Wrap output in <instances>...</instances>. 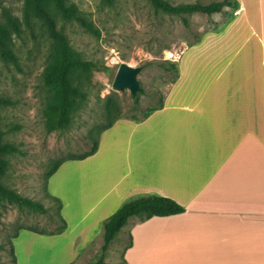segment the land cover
Returning <instances> with one entry per match:
<instances>
[{
	"label": "crops",
	"instance_id": "obj_1",
	"mask_svg": "<svg viewBox=\"0 0 264 264\" xmlns=\"http://www.w3.org/2000/svg\"><path fill=\"white\" fill-rule=\"evenodd\" d=\"M238 2L222 28L178 57L161 110L141 122L118 120L94 155L65 161L49 179L62 217L79 213L88 236L70 259L80 239L74 249L67 244L69 225L55 237L37 236L70 252L66 264L103 234L123 203L143 195L173 199L186 211L131 218L125 264H264V0ZM55 248L33 245L31 254L50 259Z\"/></svg>",
	"mask_w": 264,
	"mask_h": 264
},
{
	"label": "rangeland",
	"instance_id": "obj_2",
	"mask_svg": "<svg viewBox=\"0 0 264 264\" xmlns=\"http://www.w3.org/2000/svg\"><path fill=\"white\" fill-rule=\"evenodd\" d=\"M67 1L75 3L80 12L98 27L99 36L86 32L74 19L63 20L51 8L49 1L46 8L54 18L57 30L77 56L92 61L99 69L78 74L76 84L87 94V98L79 103L68 129L49 133L46 107L50 91L45 83V74L56 58V42L45 17L40 11L28 9L27 0H0V22L11 24V16L19 25V33L12 31L9 46L0 50V96L12 102L9 106L0 107L2 143H11L16 148L7 156L8 171L0 178V183L47 208V213L42 214L0 202V264H15L11 245L17 234L21 235V240L18 246L14 245V252L16 256L19 247V264H66L64 259L70 252L59 253L61 244H56L58 241L46 243L56 246L50 259L31 254L33 245L36 248L46 245L37 236L55 237L60 234L24 230L51 233L61 225L59 204L50 197L48 172L57 162L81 156L92 149L100 129L109 120L106 111L110 101L115 103V111L128 120L141 119L161 104L176 78L175 70L168 71L166 68L171 64L176 68L178 57L190 45L199 41L205 33L222 28L230 17L229 11L177 16L156 11L147 0H112L110 3L104 0ZM166 1L178 6L197 1L209 3L211 0ZM10 52L14 54V60ZM121 64L142 67L138 75L140 91L135 96L129 89L122 92L113 89ZM67 213L68 238L64 240L67 244L71 240L70 245L74 249V241L76 243L80 239L70 259L83 252L81 249L88 236L80 233L83 227L79 223V213L69 209ZM139 220L134 217L131 223ZM130 228L129 223L104 254L101 235L70 264H95L102 257L104 264H125L124 251L129 245ZM24 250L29 254L24 255Z\"/></svg>",
	"mask_w": 264,
	"mask_h": 264
},
{
	"label": "trees",
	"instance_id": "obj_3",
	"mask_svg": "<svg viewBox=\"0 0 264 264\" xmlns=\"http://www.w3.org/2000/svg\"><path fill=\"white\" fill-rule=\"evenodd\" d=\"M49 1L51 8L56 10L63 20L74 19L86 32L99 36L101 34L98 27L83 15L78 6L75 3L68 2L67 0H27L28 9L40 11L43 17H45L50 34L55 40L57 45V54L54 61L49 66L48 71L45 74V83L50 91V100L46 107V118H47V131L49 133L66 130L71 124L72 115L76 112L79 107V103L87 98V94L76 84L78 81V74L89 73L99 68L92 61L81 59L77 56L76 52L69 45L67 39L57 30V24L50 15L46 8V3ZM106 3H110L112 0H104ZM155 8L156 11H163L169 14L181 16L185 14H214L221 13L225 7H230V17H233L235 11L239 9L238 0H211L209 3H203L197 1L195 3L182 4L174 6L168 3L166 0H147ZM11 24H2L0 22V50L9 46L11 40L12 31L19 33V25L17 20L9 16ZM13 60L15 59L14 54L10 52ZM175 70L176 76H178V65L174 68V64L167 67L166 70ZM12 102L4 97L0 96V107L9 106ZM163 107V101L157 107L152 108L146 113L141 119L129 118L135 122H141L149 117L154 111ZM116 105L113 101H110L107 106V113L109 120L105 126H103L98 135V139L93 143L92 149L87 151L85 154L77 157L68 158L57 162L53 168L47 174V184L49 179L57 172L59 167L68 160H84L94 155L99 148V139L101 134L110 129L118 120L123 119L117 111H115ZM115 113H117L115 115ZM3 133L0 130V178L4 177L8 171V160L7 156L14 153L16 148L11 143H2ZM56 201L59 206V217L60 227L57 231L51 233H44L33 229L25 228L24 230L37 232L40 234L55 235L62 234L67 229V222L62 217V202L58 198L50 196ZM0 202H7L14 204L19 207L28 208L38 213L46 214L47 208L43 204L34 202L26 197H23L15 190L0 183ZM186 209L178 204L173 199L162 197L158 195H143L135 197L125 203L109 218L103 222V234L102 238L104 244L102 246L103 254L107 252L109 246L117 239L122 232L123 228L128 224L131 218L137 217L142 222L151 219L153 217H167L180 215L184 213ZM1 222V220H0ZM19 234L14 236L17 238ZM131 239V235H129ZM12 244V243H11ZM131 245H127L126 249ZM1 248V246H0ZM125 249V250H126ZM11 251L13 260L16 264V256L14 252V244L11 245ZM95 264H104L103 257L99 259Z\"/></svg>",
	"mask_w": 264,
	"mask_h": 264
},
{
	"label": "water",
	"instance_id": "obj_4",
	"mask_svg": "<svg viewBox=\"0 0 264 264\" xmlns=\"http://www.w3.org/2000/svg\"><path fill=\"white\" fill-rule=\"evenodd\" d=\"M141 71L142 67L121 64L114 81L113 89L119 92L129 89L132 95L135 96L140 91L138 75Z\"/></svg>",
	"mask_w": 264,
	"mask_h": 264
},
{
	"label": "bare ground",
	"instance_id": "obj_5",
	"mask_svg": "<svg viewBox=\"0 0 264 264\" xmlns=\"http://www.w3.org/2000/svg\"><path fill=\"white\" fill-rule=\"evenodd\" d=\"M144 256V255H143ZM155 260V259H154ZM152 263V262H151Z\"/></svg>",
	"mask_w": 264,
	"mask_h": 264
}]
</instances>
